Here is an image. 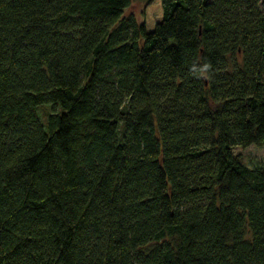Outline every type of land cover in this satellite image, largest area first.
I'll use <instances>...</instances> for the list:
<instances>
[{
	"label": "trees",
	"instance_id": "16d2710c",
	"mask_svg": "<svg viewBox=\"0 0 264 264\" xmlns=\"http://www.w3.org/2000/svg\"><path fill=\"white\" fill-rule=\"evenodd\" d=\"M130 2L0 0V264H264V3Z\"/></svg>",
	"mask_w": 264,
	"mask_h": 264
},
{
	"label": "rangeland",
	"instance_id": "374dc122",
	"mask_svg": "<svg viewBox=\"0 0 264 264\" xmlns=\"http://www.w3.org/2000/svg\"><path fill=\"white\" fill-rule=\"evenodd\" d=\"M261 2L264 3V0ZM124 16H133L138 23L144 24L147 31L150 32L155 24L161 20V0H154L151 5H147L144 0H131L129 7L124 11ZM44 111L48 112L47 109H44L43 113ZM234 153L239 156L241 163L248 167L264 164V145L251 146L246 149L237 148Z\"/></svg>",
	"mask_w": 264,
	"mask_h": 264
}]
</instances>
